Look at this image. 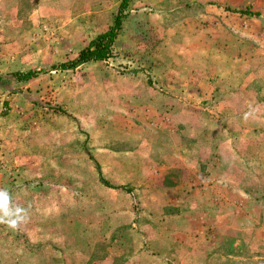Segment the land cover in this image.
I'll return each mask as SVG.
<instances>
[{
    "label": "rangeland",
    "instance_id": "374dc122",
    "mask_svg": "<svg viewBox=\"0 0 264 264\" xmlns=\"http://www.w3.org/2000/svg\"><path fill=\"white\" fill-rule=\"evenodd\" d=\"M120 1L0 0V264H264V0H130L61 68Z\"/></svg>",
    "mask_w": 264,
    "mask_h": 264
},
{
    "label": "trees",
    "instance_id": "16d2710c",
    "mask_svg": "<svg viewBox=\"0 0 264 264\" xmlns=\"http://www.w3.org/2000/svg\"><path fill=\"white\" fill-rule=\"evenodd\" d=\"M130 0H121L118 6L117 14L114 18L113 25L106 31L98 34L95 38L91 39L87 46L81 48L78 52L77 57L70 59L65 62H61L59 66L61 68L74 67L79 63L87 62L90 60H107L112 56V45L117 37L118 31L121 27V17L123 12L127 9ZM245 13L246 11H240ZM17 79H28L37 74L35 70H27L25 72H15ZM98 167V166H97ZM99 170V169H98ZM100 174V172H99ZM100 181L112 188H125L123 185H112L110 184L101 174L99 175Z\"/></svg>",
    "mask_w": 264,
    "mask_h": 264
},
{
    "label": "clouds",
    "instance_id": "9594fccd",
    "mask_svg": "<svg viewBox=\"0 0 264 264\" xmlns=\"http://www.w3.org/2000/svg\"><path fill=\"white\" fill-rule=\"evenodd\" d=\"M8 205V196L4 191H0V209L6 210ZM7 215V213H6ZM27 217L15 216L7 219L0 217V223L6 224L9 228L16 229L21 222L26 221Z\"/></svg>",
    "mask_w": 264,
    "mask_h": 264
}]
</instances>
